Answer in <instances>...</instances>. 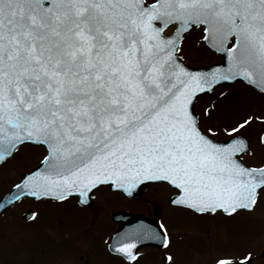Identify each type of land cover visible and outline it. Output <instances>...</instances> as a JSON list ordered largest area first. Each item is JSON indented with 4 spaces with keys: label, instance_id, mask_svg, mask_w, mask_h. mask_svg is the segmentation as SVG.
<instances>
[{
    "label": "snow or ice",
    "instance_id": "6c2138e0",
    "mask_svg": "<svg viewBox=\"0 0 264 264\" xmlns=\"http://www.w3.org/2000/svg\"><path fill=\"white\" fill-rule=\"evenodd\" d=\"M194 28L222 63L184 62ZM241 78L264 90V0H0V165L27 144L46 153L0 196V216L29 198L91 206L104 188L151 205L154 217L161 192L194 216L254 214L264 203V163L244 161L251 142L242 130L264 123V113L205 129L196 109L200 96ZM216 109L210 101L204 115ZM39 216L22 214L32 224ZM141 216L121 219L108 237L123 264H138L147 242L172 244L163 220ZM260 256L224 253L214 264ZM164 259L175 264L169 252ZM79 260L90 264L83 252Z\"/></svg>",
    "mask_w": 264,
    "mask_h": 264
},
{
    "label": "rangeland",
    "instance_id": "374dc122",
    "mask_svg": "<svg viewBox=\"0 0 264 264\" xmlns=\"http://www.w3.org/2000/svg\"><path fill=\"white\" fill-rule=\"evenodd\" d=\"M203 35L201 28L193 29L185 35L181 46L184 62L200 67L222 60L204 44ZM221 92L226 96L221 98L219 96ZM210 101L217 104V109L212 113L211 118H208L204 115V109ZM196 109L201 114V125L205 129L210 124L224 127L244 112L264 113V94L241 81H236L216 87L215 91L200 96ZM242 131L251 142V152L244 155V161L253 166L261 165L264 163V142L261 141V136L264 135V123L257 121L250 128ZM217 138L225 139L224 133L217 132ZM45 154L44 148L27 144L8 163L3 164L0 167V196H3L14 182H19L21 173L25 169L36 167ZM101 193L106 196L99 202L103 211L96 219L71 202L67 204L41 202L37 209L41 216L40 220L34 224L26 223L21 220L20 215L27 210L30 203L27 201L18 203L0 218V264H53L56 262L55 251L60 245L53 242L55 238L52 237L54 235L52 232L60 228L58 226L60 224L57 223L59 216L64 218L62 226L66 229L92 227L94 234L91 233L90 241L98 254L102 255L103 259L107 258L100 242L103 240L105 244L108 234H111L116 227L108 221L111 215H107L106 212L119 204L116 203L117 198L110 195L106 188ZM172 214L174 222H179L182 225L180 228L186 233L180 242L205 243L206 247L212 245L210 249H203V255H197L193 264H214L215 258L224 253L238 256L249 249L254 253L262 251L264 203L260 204L254 214L241 212L238 216L231 218L222 215L194 216L183 210L174 211ZM170 225L173 227L172 223ZM172 230L176 229L172 228ZM190 258L187 257L188 263ZM178 260L180 263L179 258ZM181 263L187 264L183 261ZM254 264H264V258L260 256Z\"/></svg>",
    "mask_w": 264,
    "mask_h": 264
},
{
    "label": "flooded vegetation",
    "instance_id": "af4514ba",
    "mask_svg": "<svg viewBox=\"0 0 264 264\" xmlns=\"http://www.w3.org/2000/svg\"><path fill=\"white\" fill-rule=\"evenodd\" d=\"M104 189H100L97 192L96 197H95V202L91 206L79 205L76 197H72L68 201V203L71 202L77 208L85 212H88L93 218L96 219L97 217H100V213L103 211L99 202L101 201L102 197L106 196V195H103V193H101V191ZM108 192L110 195H113L114 197L117 198L118 202L116 203L119 204L118 206H113L111 210L108 209L107 210L108 212H106L107 215L109 214L111 215V217L108 218V221L112 222L116 227L115 229H113V231L116 229H119L120 224H121L120 223L121 219H125V218H120L118 220L114 219V211L116 209H123V211H120L121 213L129 212L133 216H138L140 215L141 212H143V216H141L143 218L144 216L149 217V218L154 217V213L152 211L151 205H147L142 208L137 207L136 205H139L141 202L129 201L126 198H124L121 194L113 193L110 190H108ZM166 195H167L166 192H161L157 195V199L160 200L163 211L160 213L159 216H155L154 218L156 220H163L165 222V225L169 228V233H170V237L172 240V244L170 248L164 249V248L159 247L154 242H147L144 247L140 248L141 256L138 261V264H168V262L164 259L165 252H169L174 256L175 264H183L181 263V261L185 263L187 262V264H193L197 255L198 256L200 254L203 255V252H202L203 249H206V248L210 249L212 247L211 244L209 247H206L207 244L205 243L204 244L202 243H197V244L190 243L189 244V243L180 242V239L183 236H186V233L182 228H180V226L182 225H180L179 222H174L172 213L174 211H181V210L170 207L166 202ZM105 198H103V200ZM24 201H27L30 203L27 207V210H29L30 208H35L36 211L40 207L41 202L53 203L50 200H35L32 198L25 199ZM170 212L172 213L168 215V213ZM22 214L20 215L21 220L26 222L22 218ZM40 218L41 216H39L38 220H40ZM17 219H19V217ZM127 221L130 223H136V222L131 221L130 219ZM170 223L173 224V227L170 225ZM58 226L60 228L54 229L55 231L52 230L53 232L51 231L52 233H54L52 237L55 238L53 242L60 245L58 249L55 251L57 260L56 262H53V264H81L79 260V255L81 252L87 255L88 261L90 262V264H123V261L120 258L114 255H111L109 251L107 250L108 237L110 234H108L107 241L105 242V244H103L104 243L103 240L102 242H100L101 248L107 254V258L103 259V256L98 254L97 250L95 249L92 242L90 241L91 235L94 234L92 231V227L78 228V229L77 227H75L76 229H66L62 225H58ZM172 228L176 230H172ZM104 238L105 237H103V239ZM209 241L211 240L209 239ZM201 242H203V240H201ZM188 256L191 257L189 259V263L187 260ZM178 258L180 259V263H178L179 262ZM30 264H34V263H30Z\"/></svg>",
    "mask_w": 264,
    "mask_h": 264
},
{
    "label": "water",
    "instance_id": "95a60500",
    "mask_svg": "<svg viewBox=\"0 0 264 264\" xmlns=\"http://www.w3.org/2000/svg\"><path fill=\"white\" fill-rule=\"evenodd\" d=\"M205 43L207 44V46L212 50V51H214L215 53H217L220 57H221V59H222V61L221 62H218V63H214V64H210V65H207V66H204V67H194V68H197V69H204V68H211V67H213L214 65H217V64H220V63H222L223 62V60H224V58L222 57V55L221 54H219L218 52H216L214 49H212L211 48V46L205 41ZM189 65V64H188ZM193 67V66H192ZM239 80H242V81H244L245 83H247V84H249V85H251V86H253L254 88H256L257 90H259V91H261V92H264V90H262L261 88H259L258 86H254V85H252L251 83H249L248 81H245L244 79H238L237 81H239ZM236 82V81H235ZM232 83H234V82H231V81H225V82H221L220 84H218V85H228V84H232ZM217 85V86H218ZM11 208V207H10ZM9 209V208H8ZM137 216H133L132 214H130V213H121V212H116V214L114 215V219L115 220H118V219H120V218H125L126 220H131V221H133V222H136V218ZM141 219H143V217H140ZM120 227H121V224H120ZM263 250H264V247H263Z\"/></svg>",
    "mask_w": 264,
    "mask_h": 264
}]
</instances>
